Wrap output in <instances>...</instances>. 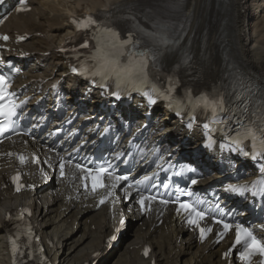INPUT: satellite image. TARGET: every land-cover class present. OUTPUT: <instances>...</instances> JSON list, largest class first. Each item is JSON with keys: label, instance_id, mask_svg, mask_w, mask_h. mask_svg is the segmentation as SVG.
I'll list each match as a JSON object with an SVG mask.
<instances>
[{"label": "bare ground", "instance_id": "obj_1", "mask_svg": "<svg viewBox=\"0 0 264 264\" xmlns=\"http://www.w3.org/2000/svg\"><path fill=\"white\" fill-rule=\"evenodd\" d=\"M165 2L166 0H30L32 5L30 11L11 15L2 27L9 33L28 34V38L23 42L13 45L16 49L22 48L31 57L28 63L19 61L21 66H27V69L24 75L19 76L16 85L26 83L24 87L36 88L39 80L45 81L43 82L45 85L58 80L60 86L68 81L66 85L64 83L65 88L76 90L80 82L70 77L66 58L59 54L62 43L75 35L70 29L72 18L87 12L93 14L113 12L115 15L125 16L127 9L123 7L113 9L112 6L136 3L139 7L133 10L137 13L135 19L150 28L151 25L145 20L143 13L149 7L158 9V14L172 10L173 8L163 7ZM177 2L180 5L177 12L188 20V30L181 44H189L192 64L186 75L196 93L224 80L226 57L236 60L235 62L249 73L255 74L264 84V0H177ZM178 54V50L168 52L162 59L163 64L166 66L173 64L178 59ZM35 78L37 81H32ZM86 86L87 84L82 85L80 95ZM29 93L30 91H27L26 95ZM161 108V104H157L153 114L163 112ZM136 109H132L134 115L139 114ZM122 111L125 112L126 109ZM169 115V112L161 114L159 117L163 123L159 121L153 126L157 128L160 124L165 125V128L156 135L164 142L174 140L177 135L180 136L179 130L181 131L180 125L176 120H170ZM127 117L131 118L124 114L123 118ZM235 163L240 164V161L233 160L230 156L215 155L210 167L217 172L212 176L214 178L221 176L222 166H226L227 170L242 172L243 169L236 166L230 168V165ZM244 169L249 172L248 177L255 174L252 165L244 166ZM7 170L8 167L0 168V181L5 177ZM207 180L201 182L205 183ZM37 192L38 190L34 189L20 196H13L8 188L0 187V232L3 233H0V264H9L4 237L8 225L3 219L4 212H11L19 204L36 199ZM42 205H47L48 219L41 221L38 205L34 206L37 213L31 218L40 230L43 242L47 236L54 241L51 245L44 242L52 264H84L90 260L94 251L104 253L102 240L111 229L106 216L107 207L102 206L95 210L93 204H89V200L71 201L67 189L63 196L53 195L51 199L46 195ZM136 225L137 221L130 224L125 235L132 238L123 249L118 245L106 252L96 264H150L151 259L155 264L222 263L218 258V252L225 247L224 243L214 248L209 244H195L192 234L186 235L185 229L169 215L164 216L161 226L148 228L144 233L139 232ZM150 225L148 222L147 226ZM48 226L50 230L46 232ZM144 242L151 248L149 257L142 255Z\"/></svg>", "mask_w": 264, "mask_h": 264}, {"label": "snow or ice", "instance_id": "obj_2", "mask_svg": "<svg viewBox=\"0 0 264 264\" xmlns=\"http://www.w3.org/2000/svg\"><path fill=\"white\" fill-rule=\"evenodd\" d=\"M22 2L23 0H21ZM179 6L177 0H166L163 4L165 8L174 9ZM122 7L127 9V15L117 19L125 22L131 21L126 29L123 30V32L127 33L126 36L123 32L117 31L111 26L113 20L110 13H101L105 17L103 21L94 18L92 15L81 19L74 18L71 21L78 32L93 28V38L96 40L95 51L90 56H85L79 60L78 66L71 67L70 70L73 74L89 78L94 84L104 90L103 94L105 96L114 97L117 102L123 98L130 99L129 94L135 92L142 94L149 105H155L160 100L165 101L166 106L170 110L176 109L178 116L183 115L182 108H187L190 112L200 108L210 110V115L213 119H215L218 113H229L232 111L231 101L234 94L229 93L226 89L224 92H221L216 87L213 88L212 92L201 91L195 96H193L192 89L186 88L183 101L178 102L174 95V90L180 82L175 79L174 73L167 78L168 87L164 89L152 87L150 90L144 91V85L149 82L150 74L161 71V59L164 54L173 51L179 44L182 39L183 27L177 28L173 24L161 22L158 16V9L149 7L146 8L143 16L151 27L144 28L136 23L135 20L137 13L133 10L139 7L138 4L127 3L112 6L113 9H120ZM0 39L7 41L9 37L4 35ZM80 48L89 49L87 39L84 43L80 44ZM63 50L62 48L61 51ZM73 51L75 52V49ZM77 55L79 56V53ZM121 57H124L125 60L122 61ZM234 83L238 86L240 85L239 81H234ZM55 87L56 85H53V88ZM9 88L8 79L5 75L0 74V137H4L10 131L15 133L16 120L13 118L17 117V110L25 103H16L14 99L15 93L10 91ZM109 88H113L114 90L108 91L107 89ZM236 95H246L248 103L254 105L255 110L251 114L254 119L248 118V103H245L232 131H229L230 125L220 120L215 121V131H218L224 137L221 142L222 150L227 148L230 152L238 154L241 158H250L258 164L257 179L245 183H228L223 188L226 194L238 195L244 200H248L249 196L247 194H251V197L264 195V86L250 83L246 86L244 93L237 92ZM246 119L247 122H245ZM192 126L193 116L190 115L188 127L191 128ZM202 127L209 132L213 131L208 122L203 123ZM103 134L101 133V135ZM248 141H250V145L246 143ZM211 145L212 140L206 136L205 143L201 147L207 148L211 147ZM139 151L143 152V149ZM152 154L156 155L155 149ZM124 155V153H117L112 159H104L95 167L80 163L75 164V168L85 174L81 176L85 190H88L89 182L93 193L97 192L98 189H106V195L101 196L99 200L100 204H103L109 196L114 195L113 189L120 182L126 181L128 182L127 186L129 189L139 193L136 203L139 205L141 213L150 210L151 204L157 200L164 205L172 203L177 206V214H186L187 223L199 231L201 240L205 238L208 232L213 231L211 227L202 226V223L209 215L208 211L201 210L198 207V205L203 204L202 200H197L193 203L187 199H180L179 195L175 199H165L158 191H155L157 186L151 183L152 177L144 176L141 179L133 178L130 180L127 174H115L113 171L115 167L114 160H120ZM19 159L23 163L25 157L20 155ZM157 159L164 162L163 157H157ZM59 160L60 176L64 177L65 159L64 157H60ZM33 162H35V157L33 158ZM68 163L72 164V161L69 160ZM167 163L171 164V153L169 154ZM230 167H234V165H230ZM183 171L195 173L196 169L189 167L183 169ZM176 175H181V173L178 172ZM105 176L113 181L111 185L104 183L103 178ZM236 178L238 179V176ZM12 181L16 184L17 191L24 187V185L18 183L19 175L13 176ZM190 183L191 185H196L197 180L191 179ZM28 187L31 188L33 185H28ZM162 187L168 189L169 183L164 182ZM176 192L188 195L184 188L177 187ZM127 198L125 196V199ZM221 207L217 203L215 210L218 211ZM227 215L229 213H221L220 218H217L214 214L212 216V222L222 229L216 233L218 239H222L233 228L235 231L232 246L222 253V256L225 258L229 257L234 248L241 246L242 250H238L236 256L242 264H264V224L254 226H246L243 222L233 224L224 218ZM231 215L234 217L236 213L233 212ZM119 223L123 224V219ZM256 230H259L261 235H258ZM30 232L31 230L29 229L28 240L32 239ZM9 241L14 257L22 255L17 239L10 236ZM144 254H148L147 248H145ZM27 255L31 259L33 253L29 251ZM254 257H259L260 259L256 261L253 259Z\"/></svg>", "mask_w": 264, "mask_h": 264}, {"label": "rangeland", "instance_id": "obj_3", "mask_svg": "<svg viewBox=\"0 0 264 264\" xmlns=\"http://www.w3.org/2000/svg\"><path fill=\"white\" fill-rule=\"evenodd\" d=\"M72 36V35H71ZM58 59V58H57ZM59 60V59H58ZM60 61V60H59ZM130 238L128 237H125L123 240H122V242H121V244H120V249H123L124 247H125V244H126V242L129 240ZM124 243V244H123ZM105 264V263H104ZM106 264H109V263H106Z\"/></svg>", "mask_w": 264, "mask_h": 264}]
</instances>
